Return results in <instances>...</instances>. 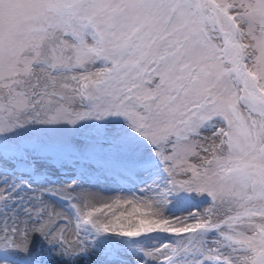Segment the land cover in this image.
<instances>
[{
  "label": "snow or ice",
  "instance_id": "1",
  "mask_svg": "<svg viewBox=\"0 0 264 264\" xmlns=\"http://www.w3.org/2000/svg\"><path fill=\"white\" fill-rule=\"evenodd\" d=\"M36 125L72 131L62 157L157 178L105 195L4 173ZM182 193L207 203L170 213ZM152 234L171 239L129 264H264V0H0V264L36 236L119 264Z\"/></svg>",
  "mask_w": 264,
  "mask_h": 264
},
{
  "label": "rangeland",
  "instance_id": "2",
  "mask_svg": "<svg viewBox=\"0 0 264 264\" xmlns=\"http://www.w3.org/2000/svg\"><path fill=\"white\" fill-rule=\"evenodd\" d=\"M71 135H73L72 131L67 128L63 129L61 135L58 134L57 131L43 125H36L29 129L18 131L12 138V147L15 150L10 152L7 148L6 141L3 157L8 159L12 156H23L24 159L23 161L20 159H12L11 163L15 165V167L5 168L3 172L8 175H12L13 173L21 174L23 178L30 183H36L35 178L40 176L38 179L44 178L48 180L50 184L56 186L71 184L73 181L80 185V183H82L81 177L85 174H92L93 172L101 188H104V186H113L114 188L121 187L116 190L118 192L127 190V187L132 188L128 190H134L136 186V189H139L144 183L151 182L153 179L157 178L155 172H153L152 175L141 176L139 181L134 182L118 174L104 160L87 159L83 156L68 158L58 155L59 150L64 146L62 143L63 137ZM31 153L33 154L31 155ZM29 154L31 157H29ZM78 172L79 174L82 172V175H78ZM160 175L162 176V173ZM56 203L62 207L64 206L63 201L57 200ZM206 203V197L182 193L176 204L169 206V212L181 214L184 209L189 206L200 207ZM166 239H171V237H168L166 234H152L148 237L139 238L131 243L121 242V250L128 249V251L125 256H116L115 259L119 264H129L128 256L139 259L134 248L163 242ZM33 242L35 249L34 261L36 264H66L62 257L56 255V248L49 245L39 236L33 237ZM93 256L95 255L85 256L80 262L76 261L74 264H101L100 257ZM34 261L25 259L20 260L18 264H34Z\"/></svg>",
  "mask_w": 264,
  "mask_h": 264
},
{
  "label": "bare ground",
  "instance_id": "3",
  "mask_svg": "<svg viewBox=\"0 0 264 264\" xmlns=\"http://www.w3.org/2000/svg\"><path fill=\"white\" fill-rule=\"evenodd\" d=\"M33 153H31V155H32ZM31 155L29 154V157H31ZM66 166H68V165H66ZM78 175H82V172H80V174H79V172H78ZM40 176H37L36 178H35V181H36V183H48V184H50L49 183V181L48 180H45L44 178H40V179H38ZM81 182L82 183H80V185H82L83 187H85V188H91V190L92 191H103V193L105 194V195H113V194H117V193H121V192H118V191H116L117 189H119V188H121V187H113V186H110V187H107V186H104V188H101L100 187V185H99V182L95 179V176H94V173L92 172V174H85L83 177H81ZM54 183V182H53ZM140 185V184H139ZM98 187H100V188H98ZM135 187V186H134ZM137 187V186H136ZM136 187H135V189L134 190H128V189H132V188H126L127 190H124L122 193L123 194H125V195H130V194H132V193H134V192H138V190L139 189H136ZM143 187V186H142ZM202 206V205H201ZM177 212V211H176ZM45 250V249H44ZM53 251V250H52ZM54 252V251H53ZM91 257V256H90ZM93 257H95V256H93ZM100 259V258H99ZM96 260V259H95ZM97 261V260H96ZM80 262V261H79ZM84 262V261H83ZM100 262H101V260H100ZM100 262H98V263H100ZM79 264V263H78Z\"/></svg>",
  "mask_w": 264,
  "mask_h": 264
}]
</instances>
